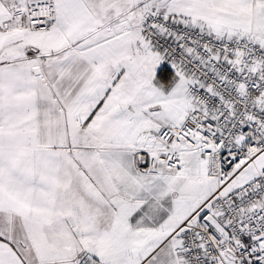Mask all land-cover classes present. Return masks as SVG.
Wrapping results in <instances>:
<instances>
[{
    "label": "snow or ice",
    "instance_id": "snow-or-ice-1",
    "mask_svg": "<svg viewBox=\"0 0 264 264\" xmlns=\"http://www.w3.org/2000/svg\"><path fill=\"white\" fill-rule=\"evenodd\" d=\"M0 264H264V0H0Z\"/></svg>",
    "mask_w": 264,
    "mask_h": 264
}]
</instances>
